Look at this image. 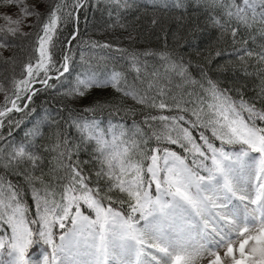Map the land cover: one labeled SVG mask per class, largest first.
Returning <instances> with one entry per match:
<instances>
[{
	"label": "snow or ice",
	"instance_id": "1",
	"mask_svg": "<svg viewBox=\"0 0 264 264\" xmlns=\"http://www.w3.org/2000/svg\"><path fill=\"white\" fill-rule=\"evenodd\" d=\"M193 6L208 42L184 52L163 24L155 49L80 31L89 7L125 27L130 0H0V264H264V0ZM237 65L253 98L210 75ZM49 90L58 110L12 138Z\"/></svg>",
	"mask_w": 264,
	"mask_h": 264
},
{
	"label": "trees",
	"instance_id": "2",
	"mask_svg": "<svg viewBox=\"0 0 264 264\" xmlns=\"http://www.w3.org/2000/svg\"><path fill=\"white\" fill-rule=\"evenodd\" d=\"M130 3L133 4V8L128 11L127 15L122 14V23H125V27L106 28L105 25L111 23L107 15L89 7L87 19H85L83 11L81 12L79 20L80 31L86 37L97 40H108L124 48L155 49L162 47L164 43V36L160 29V24H163L164 30L168 33V44L173 49L179 44L181 51L186 52L188 48L186 41H191L194 37L195 44L201 48L207 44V31L189 32V27H195L196 25L201 29L206 27L204 24V14L200 13V10L193 6L196 0H187L189 5L187 19L181 20H176L174 17H183L185 14L182 10L168 11L167 18H164L165 10L157 9L155 13L152 12L151 0H130ZM136 5H139V7H136ZM141 8L147 9V11L141 12ZM193 13H198V15H193ZM153 15L158 18L157 25L150 23ZM193 21H195V25ZM173 32L179 37L178 40L172 38ZM249 72H252L251 68H249ZM11 75V69L0 62V84L9 87ZM210 75L213 78H219L223 86L233 88L234 90L239 89L245 98H253L262 86L259 77L254 72L251 75H246L244 68L239 65L235 68L228 66L222 74H217L213 71ZM93 96L103 98L104 94L94 92ZM2 98L3 93H0V101H2ZM61 100L62 98L51 90L35 95L33 101L29 102L31 108H34L35 111L24 109L22 113L14 112L11 114L15 120L20 121L19 126L14 125L12 127V138L17 141L21 140L24 132L39 118L43 117L46 110L54 114L58 110V102H61ZM62 114L67 115V111L65 110ZM7 130V126H5L0 131L6 132Z\"/></svg>",
	"mask_w": 264,
	"mask_h": 264
}]
</instances>
